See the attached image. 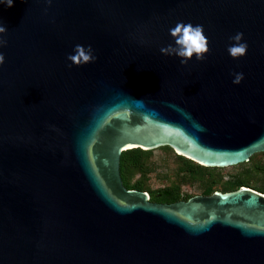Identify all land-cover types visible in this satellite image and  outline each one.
Wrapping results in <instances>:
<instances>
[{"label": "water", "instance_id": "95a60500", "mask_svg": "<svg viewBox=\"0 0 264 264\" xmlns=\"http://www.w3.org/2000/svg\"><path fill=\"white\" fill-rule=\"evenodd\" d=\"M180 22L204 61L160 52ZM0 23V264H264V193L162 203L120 174L136 147L209 167L264 151V0H0ZM77 44L98 59L69 67Z\"/></svg>", "mask_w": 264, "mask_h": 264}, {"label": "trees", "instance_id": "16d2710c", "mask_svg": "<svg viewBox=\"0 0 264 264\" xmlns=\"http://www.w3.org/2000/svg\"><path fill=\"white\" fill-rule=\"evenodd\" d=\"M174 153L177 163L178 181L167 183L162 187L151 189L148 180L152 171V149L139 147L122 151L120 155V174L126 188L145 190L149 199L156 202L171 203L180 199H188L195 193H183L181 185L185 182L198 181L201 194L208 195L214 190L230 191L242 185L251 186L264 193V151L251 155L249 161L239 163L240 169L231 177L222 181L219 168L201 165L183 155L174 152L170 146H161Z\"/></svg>", "mask_w": 264, "mask_h": 264}, {"label": "clouds", "instance_id": "9594fccd", "mask_svg": "<svg viewBox=\"0 0 264 264\" xmlns=\"http://www.w3.org/2000/svg\"><path fill=\"white\" fill-rule=\"evenodd\" d=\"M8 7L13 6L14 0H2ZM7 33V28L0 23V48L7 46V40L3 36ZM170 35L174 39V45L169 44L166 47H161L160 52L166 56H177L181 58V64L187 65L194 57L197 61H204L206 53H209V39L205 35L202 25H193L192 23H177V25L170 29ZM234 42L228 46V53L234 59L245 56L249 45L244 41V33L238 32L230 37ZM68 60L71 61L69 67L73 64L76 66H83L95 62L98 57L94 53L91 45L87 47L77 44L74 48V54L68 55ZM5 55L0 52V66L5 64ZM234 84H240L244 79V74H234Z\"/></svg>", "mask_w": 264, "mask_h": 264}, {"label": "rangeland", "instance_id": "374dc122", "mask_svg": "<svg viewBox=\"0 0 264 264\" xmlns=\"http://www.w3.org/2000/svg\"><path fill=\"white\" fill-rule=\"evenodd\" d=\"M151 163L153 169L149 174L148 180L151 189L162 187L167 183L178 181L180 179V174L177 172L176 157L172 151L160 147L152 149ZM240 168L239 164L219 168V172L223 176L222 181L229 179L231 175L237 172ZM181 190L183 193L201 194L199 182L196 180L183 183L181 185Z\"/></svg>", "mask_w": 264, "mask_h": 264}, {"label": "flooded vegetation", "instance_id": "af4514ba", "mask_svg": "<svg viewBox=\"0 0 264 264\" xmlns=\"http://www.w3.org/2000/svg\"><path fill=\"white\" fill-rule=\"evenodd\" d=\"M163 203V202H162Z\"/></svg>", "mask_w": 264, "mask_h": 264}]
</instances>
